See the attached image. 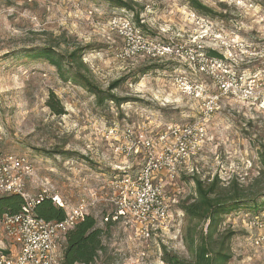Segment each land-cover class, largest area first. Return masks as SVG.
Masks as SVG:
<instances>
[{"label": "rangeland", "instance_id": "rangeland-1", "mask_svg": "<svg viewBox=\"0 0 264 264\" xmlns=\"http://www.w3.org/2000/svg\"><path fill=\"white\" fill-rule=\"evenodd\" d=\"M125 1L134 10L133 21L137 25V13L142 33L151 40L192 35L196 29L188 21L191 12L254 43L257 51L264 48V0H198L210 10L208 15L186 0ZM89 10H95L91 18ZM118 13L103 0H0V151L32 161L34 174L24 185L27 195L47 189L71 207L81 199L104 198L113 178L133 175L141 167L142 156L114 153L122 141L108 136L113 124L152 137L169 124L199 123L204 133L191 160L194 175L181 174L165 187L170 205L167 228L142 241L132 225H112L103 237L105 251L94 264H165V253L190 260L185 232L194 222L182 208L194 198L193 177L206 184L216 178L222 191L238 189L264 204V108L222 100L213 114L203 117L200 100L182 96L173 84L175 70L188 75L181 63L116 58L123 41L108 31L107 21ZM43 47H54L60 54L87 48L82 62L90 82L102 92L119 82L109 91L119 103L99 104L85 89L60 80L54 68L28 53ZM262 55L248 69H264ZM49 93L64 115L48 106ZM106 211L99 204L88 213L102 228ZM253 212L244 209L222 218L215 236L233 233L227 264H264V231L252 226ZM205 226L201 223L197 230ZM12 249L0 224V254ZM141 252L144 257L136 256Z\"/></svg>", "mask_w": 264, "mask_h": 264}, {"label": "built area", "instance_id": "built-area-1", "mask_svg": "<svg viewBox=\"0 0 264 264\" xmlns=\"http://www.w3.org/2000/svg\"><path fill=\"white\" fill-rule=\"evenodd\" d=\"M94 13L95 10L86 12L89 18ZM118 14L107 21L108 31L123 41L116 58L128 61L143 57L181 63L188 75L175 70L173 84L182 96L200 100L203 117L213 114L222 100L264 108V69H248L263 56L264 48L257 51L254 43L191 12L188 21L196 29L192 35L166 41L147 38L133 21L131 12L119 10ZM203 133L199 123L169 124L152 137L143 131L134 133L129 126L113 124L108 136L114 142L122 141L114 147V153L126 158L142 156L141 167L133 175L113 178L104 198L81 199L71 207L47 189H41L33 197L27 195L24 185L34 174L32 161L0 151V197L15 195L23 200L18 213L0 220L4 235L13 247L10 254H0V264H59L65 235L99 204L108 208L101 215L103 225H132L135 236L148 241L153 233L168 226L170 205L165 193L168 182L181 174L194 175L196 170L191 160L196 157ZM44 200L63 210L61 221L46 222L36 217L34 209ZM252 219V226L264 231V214Z\"/></svg>", "mask_w": 264, "mask_h": 264}, {"label": "trees", "instance_id": "trees-1", "mask_svg": "<svg viewBox=\"0 0 264 264\" xmlns=\"http://www.w3.org/2000/svg\"><path fill=\"white\" fill-rule=\"evenodd\" d=\"M113 8L133 12L130 3L125 0H103ZM189 6L202 14H211L210 10L202 6L198 0H186ZM138 14L135 13L137 19ZM143 27V26H141ZM87 48H75L68 54H60L54 47H43L30 50L33 59L42 60L50 67L54 68L58 78L64 82H73L79 87L88 91L100 104L104 101L119 103V99L110 94V90L119 85L115 82L109 86V91L102 92L96 88L89 77V70L82 62L83 55ZM48 106L58 116L64 115L63 109L53 102L54 95L49 93ZM264 165V161H263ZM195 185V195L193 200L183 206V214L194 226L185 232V241L191 256L190 260H182L174 255L165 253L162 261L165 264H227L230 260L228 242L233 233L216 235L222 218L240 210L249 211L252 209L254 216L264 213L263 203H258L256 196L245 195L240 190L225 188L219 189L217 179L210 183H203L193 177ZM221 190V191H219ZM264 196V195H263ZM23 200L19 196L0 197V220L5 215H12L19 212ZM37 218L46 222H58L64 217L63 210L54 206L50 200H44L34 209ZM201 223L206 224L204 229H199ZM110 227L109 224L102 228L97 226L94 217L87 215L71 231L65 235L61 264H94L103 253V237Z\"/></svg>", "mask_w": 264, "mask_h": 264}]
</instances>
